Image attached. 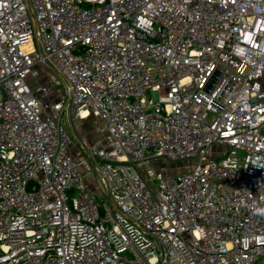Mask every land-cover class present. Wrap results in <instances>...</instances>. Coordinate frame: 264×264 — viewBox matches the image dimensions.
Wrapping results in <instances>:
<instances>
[{
    "label": "built area",
    "instance_id": "obj_1",
    "mask_svg": "<svg viewBox=\"0 0 264 264\" xmlns=\"http://www.w3.org/2000/svg\"><path fill=\"white\" fill-rule=\"evenodd\" d=\"M0 264H264V0H0Z\"/></svg>",
    "mask_w": 264,
    "mask_h": 264
},
{
    "label": "rangeland",
    "instance_id": "obj_2",
    "mask_svg": "<svg viewBox=\"0 0 264 264\" xmlns=\"http://www.w3.org/2000/svg\"><path fill=\"white\" fill-rule=\"evenodd\" d=\"M44 79H42L43 81ZM78 125L81 128L82 132L84 135H86L88 138H90V134H95V137H97L98 141H95L98 144L104 143L105 139H104V133H103V129H104V124L100 119L91 117L88 118L84 121H80L78 120ZM63 126L66 128L71 141H72V151L74 154H78V149H76L73 145L77 144V130L74 129L73 127H70L69 123L67 120L63 121ZM78 145V144H77ZM155 164L157 166L158 169L163 170L167 173H171V174H178L181 173L185 170H187V163L185 162H171V161H164L162 159H158L155 161ZM91 179V178H90ZM91 184H90V189L91 191L95 192L97 183L94 179L90 180ZM98 188V187H97ZM72 195V193L70 192V196Z\"/></svg>",
    "mask_w": 264,
    "mask_h": 264
},
{
    "label": "crops",
    "instance_id": "obj_3",
    "mask_svg": "<svg viewBox=\"0 0 264 264\" xmlns=\"http://www.w3.org/2000/svg\"><path fill=\"white\" fill-rule=\"evenodd\" d=\"M91 118V117H90ZM95 118V117H94ZM86 120V119H85ZM82 121H84V120H82ZM83 133V132H82ZM86 136V135H85ZM87 137V136H86ZM88 138V137H87ZM90 141H92V142H95V141H98L97 140V137H95V134H90V138H88ZM96 143V142H95Z\"/></svg>",
    "mask_w": 264,
    "mask_h": 264
}]
</instances>
